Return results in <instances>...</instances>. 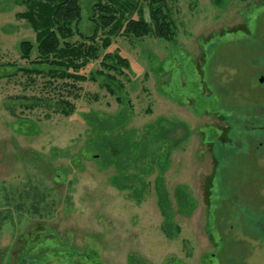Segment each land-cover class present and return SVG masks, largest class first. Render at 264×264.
I'll return each mask as SVG.
<instances>
[{
    "label": "rangeland",
    "instance_id": "rangeland-1",
    "mask_svg": "<svg viewBox=\"0 0 264 264\" xmlns=\"http://www.w3.org/2000/svg\"><path fill=\"white\" fill-rule=\"evenodd\" d=\"M96 2L79 0L83 37ZM163 9L172 40L113 39L133 69L107 71L113 95L100 60L73 83L23 59L36 33L0 0V264H264V0ZM121 137L135 153L98 147Z\"/></svg>",
    "mask_w": 264,
    "mask_h": 264
},
{
    "label": "trees",
    "instance_id": "trees-1",
    "mask_svg": "<svg viewBox=\"0 0 264 264\" xmlns=\"http://www.w3.org/2000/svg\"><path fill=\"white\" fill-rule=\"evenodd\" d=\"M16 2L26 8L25 12L18 15L19 18L25 20L36 33V43L31 41L21 43L20 51L23 59L30 60L32 53L36 50L38 55L34 61L35 64L48 65L51 77L71 80L73 83L96 81L92 72L88 74L84 70L92 62L100 60L104 71H99L98 75L107 78L110 82L108 90L113 95L115 93L111 83H114L115 76L107 71H113L122 76H129V73L133 71L130 59L119 49L110 51L114 45V38L156 37L170 41L174 35L173 23L169 21L163 9L165 0H148L150 22L146 21L143 15L139 0H97L92 7L91 21L95 24V30L91 37H83L78 28L82 17L79 0H16ZM76 36H79L80 40L72 41ZM103 51L104 54L101 57ZM66 105L69 106L73 115L75 111L70 103ZM122 118L124 119L121 117L120 121ZM159 133L163 135L165 130L161 129ZM160 137L157 134L154 139ZM143 146V154H146L149 145L146 143ZM98 147L107 150L113 158L120 154L131 155L137 150V144L131 142L128 137L109 142L99 140ZM118 181L119 178L115 177L112 185L119 190L131 188L119 184ZM157 195L159 207L165 212L167 194L160 190ZM176 196L182 199V207L189 203L190 197L183 189L178 191Z\"/></svg>",
    "mask_w": 264,
    "mask_h": 264
},
{
    "label": "flooded vegetation",
    "instance_id": "flooded-vegetation-1",
    "mask_svg": "<svg viewBox=\"0 0 264 264\" xmlns=\"http://www.w3.org/2000/svg\"><path fill=\"white\" fill-rule=\"evenodd\" d=\"M15 260L18 262V264H21V253L19 252V250H18V252L15 254ZM14 260V261H15Z\"/></svg>",
    "mask_w": 264,
    "mask_h": 264
}]
</instances>
